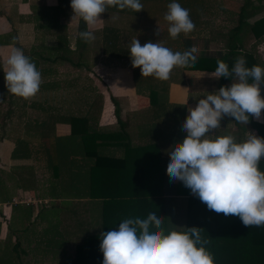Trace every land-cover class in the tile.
I'll return each instance as SVG.
<instances>
[{
	"label": "trees",
	"instance_id": "trees-1",
	"mask_svg": "<svg viewBox=\"0 0 264 264\" xmlns=\"http://www.w3.org/2000/svg\"><path fill=\"white\" fill-rule=\"evenodd\" d=\"M24 1H29L30 7L26 20L33 22L40 39L30 51L23 52L41 73L42 83L38 92L41 99L33 104L42 110L43 116L38 114L33 118L19 119V124L22 125L9 129L16 134L15 146L11 152L12 160L26 162L14 165L8 176L15 187L31 189L39 197L52 199L54 222L51 232L48 227L51 237L46 241L49 251L63 255L66 245L74 243L72 255L46 264H103L100 234L118 230L124 219H145L149 213L161 217L167 231L200 228L201 235L208 241L206 248L212 254L215 264H264V225L245 227L237 216H225L209 210L183 182L172 181L168 176L167 166L170 161L163 159L162 148L156 139L169 137L175 139L176 144L182 142L187 133L178 130V120L176 126L174 121L164 126L151 123L145 129L150 137L133 143L126 124L118 122L115 127L99 126L103 94L96 87L91 83H81L79 87L75 73L68 82L60 80L65 77L58 78L60 73L54 71V65L69 62L80 70L89 67L82 52L74 54L77 61L68 56L71 51L67 45L69 34L65 19L73 12L72 8H68L71 0H57L55 4H50L47 0ZM172 1L140 0L144 8L137 13L131 9L108 8L105 13H112L118 18L125 17V20H118L129 25L118 27L116 20L108 19L109 22H105L100 30L93 32L96 38L91 43L80 38V32L87 28L78 19L77 43L81 42L84 47L96 51L95 60L101 56L106 63L132 61L130 46L136 32L135 21L141 16L139 13L146 11L147 4H168ZM239 14L240 23L235 30L241 28L244 22L243 8ZM248 25L255 38L264 35V16L254 19ZM181 35L182 33L178 38L172 39L168 29L164 30L161 34L164 41L162 45L174 53L190 50L192 46L187 50V44H184ZM234 36L235 34H231L229 38L234 39ZM47 37L55 43L46 44ZM9 41V38L0 37V44ZM228 48V51L216 54L200 53L196 64L175 67L168 80L153 76L142 77L141 69L132 65L135 90L149 98L156 117L166 109L183 110L185 106H172L168 101L170 84L178 80L183 70L215 71L218 60L227 63L231 70L239 57L246 60V67L260 66L251 51H235L231 46ZM230 79L221 77L220 87H225ZM5 89V73L0 64V101ZM47 90L50 91L47 93ZM58 91L61 95L57 98L55 92ZM48 95L51 99L47 98ZM112 100L114 101L113 98ZM43 105L47 107H42ZM46 109H50L48 113ZM183 115L184 112L182 117ZM19 117H25L24 110ZM250 121L258 136L264 138V123L254 122L251 117ZM58 123L67 124L68 131L56 133ZM138 137H144L143 130H140ZM37 167L50 173L49 181L48 177L45 181L40 180ZM258 167L264 172V158ZM11 189L10 184L0 181V202L9 200ZM62 201H67L71 206L58 207ZM19 249L20 243L16 242L10 251L3 253L0 264H6L5 255L11 259Z\"/></svg>",
	"mask_w": 264,
	"mask_h": 264
},
{
	"label": "clouds",
	"instance_id": "clouds-1",
	"mask_svg": "<svg viewBox=\"0 0 264 264\" xmlns=\"http://www.w3.org/2000/svg\"><path fill=\"white\" fill-rule=\"evenodd\" d=\"M70 6L72 21L81 19L86 24L87 30L79 34L86 43L95 40L93 30L103 22L101 14L108 8L131 9L136 13L144 8L140 0H71ZM167 7L164 19L169 23L172 39L181 33L187 36L195 29L188 9L176 0ZM160 33L158 26L156 34ZM130 56L133 67L141 69L142 77L168 80L175 67L196 64L199 52L193 46L183 53H174L151 41L142 46L136 38L131 43ZM3 70L9 93L27 100L39 92L41 73L22 49L11 51ZM207 75L217 80L235 76L237 82L220 87L199 99L195 108H189L190 114L182 124L187 136L168 150L167 174L172 181L183 182L209 210L237 216L245 227H260L264 225V172L258 166L264 157V138L251 133L243 142H237L231 135L213 139L214 134L209 133L221 128L225 116L245 125L250 117L261 121L264 68L246 67V60L239 57L231 70L227 63L218 60L215 71ZM163 223L161 217L149 213L145 219H124L118 230L102 232L103 264H215L200 228L167 231Z\"/></svg>",
	"mask_w": 264,
	"mask_h": 264
},
{
	"label": "crops",
	"instance_id": "crops-1",
	"mask_svg": "<svg viewBox=\"0 0 264 264\" xmlns=\"http://www.w3.org/2000/svg\"><path fill=\"white\" fill-rule=\"evenodd\" d=\"M47 1L50 4L57 3V0ZM188 3L189 4L186 8L190 11V17H195L192 14V11L196 14L197 10H200V2L198 7L196 8L193 6L192 1H188ZM24 5L27 6V11H24ZM70 5L71 4L68 5L69 9L71 8ZM202 11H200L199 15L203 14ZM239 12L240 10L238 11V14ZM29 14V1L25 2L24 0H9L7 2V0H0V37H2L3 39H10L9 42L0 44V64L2 66V70L4 62L14 48L31 50L32 46H36L39 43L40 39H38V32L35 31L33 22H29L26 20ZM72 16L73 12L65 19L69 34L67 38V45L69 47L68 49L71 51L70 54L78 55L82 52L84 57L83 59L85 63L89 64V67H85L80 70L72 66L69 62H65L68 67H65V69L63 70L57 71L58 73H60V76H58V78L65 77V79L60 80L68 82L72 80L70 76L73 77L75 73V75L78 76L76 82L77 84H79V87H81V83H91L92 86L96 87L98 91L103 94V108L99 117V126L115 127L118 122L126 124V127L132 136L131 141L133 143H139L143 140H147L150 137V135L145 132V129H148L150 124L153 122H156L159 126H164L168 122L172 123V121H174V124L176 126L178 120V130L181 132L182 124L190 114L189 108H195L198 105L199 99L205 98V96H207L209 93H214L217 89L220 88V78L218 80L212 79L207 75L208 73H212L214 71L183 70L179 74L178 80L173 81L170 84L168 101L172 106H185L184 109H166V111L160 113V116L156 117V111H154L155 109H151L150 107L149 98L146 95L138 94L135 90L131 71L132 61H126L125 63L121 61L106 63L101 59V56L98 57V60H95V58L97 57L96 51L90 53L92 48L88 49L87 46L84 47L81 42L77 43L78 19L72 21ZM22 17H24V19H22ZM239 18L240 14L238 16V23L227 31L228 36L225 48L222 52L228 51V46L234 47L235 51H241V49L249 50L257 58L260 66L264 68V61L262 62L255 53V48H259L261 45L255 41L259 38H255V36L252 34V31L248 25L250 22L246 20L245 16L243 18L244 22L242 23L241 28L239 27V29L235 30L236 26L240 23ZM101 19L103 20V22L98 25L97 28L93 30V32L100 30L103 24L108 21V19L113 21L116 20V24L118 27L129 25L128 23L119 21L122 19L125 20V17L123 18L121 16L118 18L112 13L101 14ZM246 24L248 25L247 32L249 35V44L247 45L248 47L244 46V36L246 35V33L242 34L241 36V33L244 32L242 27ZM22 28H30V31L32 33V38L30 41L28 40L23 43L20 42V40H22L23 38L21 34ZM200 28L201 27L195 28L194 32H198ZM163 31L164 30H162V32ZM231 34H235L234 39L229 38ZM143 39V41H145V38ZM148 40L149 39H147L146 41ZM163 42L164 41H162L161 39V44ZM45 43L49 45L54 44L55 41L47 37ZM145 43L146 42H143V44ZM210 44H212V42ZM249 45L251 47H249ZM203 48L198 49V51H201L200 53H204L207 49ZM68 56L73 61L78 60L74 55ZM55 67L56 66H54L53 69H55ZM101 73L107 74L101 75ZM101 76H104L106 79L104 77L101 78ZM233 78L234 76L232 77V79ZM232 79L228 80L225 83V86L229 87L228 83ZM104 81H106L107 84L103 83ZM49 91L50 90H47V93ZM261 96L264 97V84L261 85ZM112 98L114 99V101L112 100ZM49 110L50 109H46V112L48 113ZM39 111L42 112V110ZM182 112H184L183 117ZM5 114H7V111L5 112ZM38 114L41 117L43 116L42 113L38 112ZM5 117L7 116L5 115ZM11 117L12 113L10 112L9 118ZM251 119L252 121L257 123H264L261 122L264 121V113H262L261 121H258L255 117H251ZM18 121L20 122V120ZM179 121H181V124ZM10 125L17 126V122L14 123L12 121ZM60 127L63 128L62 131H60ZM4 130H6V132H4V135L1 134L0 136V181H3L4 184L9 185L8 179L10 180L11 178L8 176V174L11 173V168L14 165H19L21 163H25L26 161L12 160L11 152L15 146L16 134L11 132L10 130L9 132H7V128H4ZM140 130H143L144 132V137L142 139L138 137ZM176 130L177 128H175V133ZM56 131V133L60 134L66 133L68 131V125L58 123L56 125ZM251 133L258 136L256 128L251 125V121H249L248 125H245L242 123H237L232 117L225 116L221 120V128H219L218 130H212V132L209 134H214L212 136L213 139L215 138V136L231 135L236 138L237 142H243ZM156 142H158V144L162 148L163 159H168L170 161L168 150H170L176 144V140H173L169 137H163L156 139ZM178 181L179 180H176L175 182ZM11 186H13V184ZM23 192L29 193L39 199L48 200L49 203H51L52 201V199L50 198H42L38 195H35L31 189H23L17 186L15 187L14 184L12 195H10L9 200L0 202V259L3 258V253L10 251L12 249V246L16 242L20 243L19 251L13 253L11 259H8V256L6 255L4 256L7 261L6 264H27L25 261H23V258L31 256L35 257V259L39 261L40 259H42V257H45V255L51 256L53 254L52 251H49V247H47L46 245V241L49 237H51L50 233L48 232V227H46L43 234L36 232V229L34 228L35 226H38L36 224H39V222L47 224L51 222V225L53 224L54 214L51 210L52 205L49 203L38 205H31L26 203L6 204V202H9L12 197ZM31 241H34V244Z\"/></svg>",
	"mask_w": 264,
	"mask_h": 264
},
{
	"label": "rangeland",
	"instance_id": "rangeland-1",
	"mask_svg": "<svg viewBox=\"0 0 264 264\" xmlns=\"http://www.w3.org/2000/svg\"><path fill=\"white\" fill-rule=\"evenodd\" d=\"M8 1L9 0H7V2ZM12 1H16V0H12ZM188 1L189 2L192 1V4L195 8L198 7L199 2H200V6H201L200 10H197L196 14L192 11V14L195 17H190V18L195 24L196 26L195 28H198V27H201V28L199 30L197 29L198 32L196 33L194 32L195 30H193L187 36H185L182 33L181 37H183L184 44L185 43L187 44V50L191 46H195L197 49H201L204 47L203 49H207L204 53H208V54H216V53L222 52L223 49L225 48V44H226V40L228 36L227 31L238 23V16H239L238 11L241 8H243L245 12V18L249 22L253 21L256 18H259L260 16H264V0H176V2L181 4L183 8L187 7V5L189 4ZM168 4L167 3H160L158 5L157 4H147L145 8L146 11L139 13L141 16L137 18L135 21L137 23V25L135 26L136 32L134 33V36H133L134 38L131 41L137 38L140 41L142 46L144 45L143 42L147 43L149 41L153 43L155 42L161 43V33L157 35L156 32H157L158 26L161 32L162 30H166L169 28V23L164 19V16L166 12L168 11V7H167ZM202 5H205V6H202ZM23 7L22 8L24 9V11H27V6L24 5ZM222 10H225V11H222ZM200 11H202L203 14L199 15ZM247 27H248L247 24L244 25L242 27L244 32L241 33V36L242 34L246 33L245 35L246 37L243 35L244 40H245L244 46H247L249 44V39H248L249 35L247 32ZM21 34L23 38L22 40H20V42L22 43L28 40L30 41L32 38V33L30 31V28H22ZM143 38H145V41H143L144 40ZM147 39L149 40L146 41ZM255 41L258 42V44H261L259 48H255V53L259 57V59L263 62L264 61V35L261 36L259 39H256ZM211 42L212 44H210ZM249 47L251 46L249 45ZM185 49H186V46H185ZM28 51L30 50L28 49L27 52ZM93 52L94 51L92 49L90 53H93ZM70 55L73 56L74 54H70ZM54 66H56L54 71H60V70L65 69V67H68L65 62L64 64H58ZM106 74L107 73L105 74L101 73V75H106ZM102 77L104 76H101V78ZM233 82H237L235 76L228 83L229 87L231 86ZM103 83L107 84L106 81H104ZM55 94L58 98V96L61 95V92L58 91V92H55ZM12 95L14 94L9 93L8 89H5L4 94H3V99L1 100L2 102H0V136L1 134L4 135V132H6L4 128H7V132H9V129L15 126V125H12V126L10 125L12 121L14 123L17 122V125H22L18 123L19 119H27L28 117L33 118L35 116H38V112L42 113L38 110L40 108L35 107V105L33 104L35 101H37V99H41V97L39 96L40 95L39 93H37L35 97L27 99V100H25L22 97H18L16 95L14 96ZM47 98L51 99V97L49 96H47ZM42 107H47V106L43 105ZM23 110L25 111V117L21 118L19 117V115L20 114L22 115ZM6 111H7V114H5ZM10 112L12 113L11 118H9ZM5 115L7 117H5ZM62 130L63 128L60 127V131ZM36 172H37V176L40 177V180L45 181L48 177V181H49V178H50L49 172H47L46 170H42L38 167L36 168ZM10 181L11 180L8 179L10 186L12 184L14 186V182L13 181L10 182ZM13 186H11V188H13ZM12 191L13 189L9 191L11 195H12ZM52 202L53 201H51V203L49 202L48 203L52 205ZM58 202L59 201L57 200L56 203ZM41 204H44V203H41ZM58 205H59L58 207L60 208H65L69 206V203L67 201H62ZM36 225L38 226L37 227L35 226L34 228L36 229V232L40 234H43L45 232L46 227H50V232L52 231L51 222L49 224L39 222V224H36ZM31 242L34 244V241H31ZM64 250H65L64 251L65 253L63 255L59 253L52 254L51 256L45 255V257H42V259H40L39 261L35 259V257L28 256L26 258H23V261H25L27 264H44L48 262L57 261L65 256L73 254L74 243L67 244Z\"/></svg>",
	"mask_w": 264,
	"mask_h": 264
},
{
	"label": "built area",
	"instance_id": "built-area-1",
	"mask_svg": "<svg viewBox=\"0 0 264 264\" xmlns=\"http://www.w3.org/2000/svg\"><path fill=\"white\" fill-rule=\"evenodd\" d=\"M7 203H26V204H31V205H38L41 203L47 204L48 200H43V199H39L34 197L33 195L23 192V193H19L18 195H15L14 197L11 198V200Z\"/></svg>",
	"mask_w": 264,
	"mask_h": 264
}]
</instances>
